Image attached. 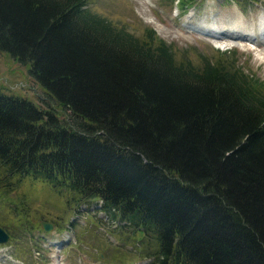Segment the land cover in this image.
Wrapping results in <instances>:
<instances>
[{
	"label": "trees",
	"instance_id": "obj_1",
	"mask_svg": "<svg viewBox=\"0 0 264 264\" xmlns=\"http://www.w3.org/2000/svg\"><path fill=\"white\" fill-rule=\"evenodd\" d=\"M87 2L0 0V52L46 95L0 89V166L96 198L154 238L155 264H264V86Z\"/></svg>",
	"mask_w": 264,
	"mask_h": 264
},
{
	"label": "rangeland",
	"instance_id": "obj_2",
	"mask_svg": "<svg viewBox=\"0 0 264 264\" xmlns=\"http://www.w3.org/2000/svg\"><path fill=\"white\" fill-rule=\"evenodd\" d=\"M87 7L138 36L154 30L177 61L199 65L203 57L228 58L264 86L262 48L227 36V24L251 28L264 21V0H88ZM0 89L44 106L45 91L31 77L29 64L5 52H0ZM98 204L40 178L7 176L0 166V227L10 235L0 244V264H155L154 238Z\"/></svg>",
	"mask_w": 264,
	"mask_h": 264
},
{
	"label": "bare ground",
	"instance_id": "obj_3",
	"mask_svg": "<svg viewBox=\"0 0 264 264\" xmlns=\"http://www.w3.org/2000/svg\"><path fill=\"white\" fill-rule=\"evenodd\" d=\"M237 24H227V32L230 34H227V36L234 41L246 40L252 45L260 46V48H262L261 50L264 51V21L260 19L259 23L257 25L254 24L253 26H251V28L247 26L245 27L243 23H240L238 25ZM215 32L219 31L215 30ZM259 55H262L261 58H264V55L262 53H259Z\"/></svg>",
	"mask_w": 264,
	"mask_h": 264
},
{
	"label": "water",
	"instance_id": "obj_4",
	"mask_svg": "<svg viewBox=\"0 0 264 264\" xmlns=\"http://www.w3.org/2000/svg\"><path fill=\"white\" fill-rule=\"evenodd\" d=\"M43 228L45 230H50L51 225L48 223H43ZM9 238V235L0 227V243L6 242Z\"/></svg>",
	"mask_w": 264,
	"mask_h": 264
}]
</instances>
